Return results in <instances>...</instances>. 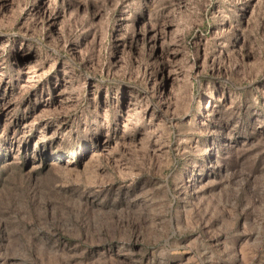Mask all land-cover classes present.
Returning <instances> with one entry per match:
<instances>
[{"label":"rangeland","instance_id":"374dc122","mask_svg":"<svg viewBox=\"0 0 264 264\" xmlns=\"http://www.w3.org/2000/svg\"><path fill=\"white\" fill-rule=\"evenodd\" d=\"M0 264H264V0H0Z\"/></svg>","mask_w":264,"mask_h":264}]
</instances>
